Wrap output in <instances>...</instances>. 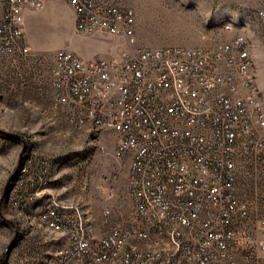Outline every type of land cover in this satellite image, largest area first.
Returning a JSON list of instances; mask_svg holds the SVG:
<instances>
[{"label":"built area","instance_id":"2783aa9c","mask_svg":"<svg viewBox=\"0 0 264 264\" xmlns=\"http://www.w3.org/2000/svg\"><path fill=\"white\" fill-rule=\"evenodd\" d=\"M62 1L76 33L134 45L130 8ZM48 2L0 0V56L30 55L24 10ZM256 15L264 26V7ZM243 48L238 34L210 47H132L118 60L53 54L51 112L73 130L88 122L111 136L113 157L129 159L131 201L124 212L101 189L99 233L80 202L47 205L38 224L59 239L53 264H264V122L249 95Z\"/></svg>","mask_w":264,"mask_h":264},{"label":"rangeland","instance_id":"374dc122","mask_svg":"<svg viewBox=\"0 0 264 264\" xmlns=\"http://www.w3.org/2000/svg\"><path fill=\"white\" fill-rule=\"evenodd\" d=\"M110 1L133 11V46L103 33H76L71 8L49 0L40 10L26 9L23 34L30 55L0 56V264H50L53 242L38 217L52 201L80 202L98 233L105 204L95 197L101 189L115 207H131L129 159L113 157L111 136L91 140L50 110L49 66L56 51L70 50L83 60H118L132 47H210L241 34L264 108V36L254 16L264 0ZM225 24L228 32L214 33Z\"/></svg>","mask_w":264,"mask_h":264},{"label":"bare ground","instance_id":"6f19581e","mask_svg":"<svg viewBox=\"0 0 264 264\" xmlns=\"http://www.w3.org/2000/svg\"><path fill=\"white\" fill-rule=\"evenodd\" d=\"M254 16L256 19L259 21V24L262 28L263 31V36H264V26L261 25V18L259 15H256V11L254 12ZM222 27H227L228 29H231V26L229 24H225L221 26L218 30H221ZM241 41L244 42V48H243V59H244V66L248 69V91L251 100L255 102L256 105V112L260 114L261 121L264 122V108L262 106V103L260 101L259 97V92L256 86V81H255V76L253 73L251 61H250V53H249V46L248 42L244 38V36L241 35ZM79 131L90 136L91 140H98L100 139L101 136V128L100 127H92L88 128V122H79ZM22 179V178H21ZM24 179V178H23ZM84 205H80V207L83 208ZM47 209V207L45 208ZM84 209V208H83ZM44 214V210L40 212L39 217ZM84 221H91V214H84ZM44 231H46L49 235H51V241L53 242V249H52V254H51V262L50 264L53 263H60V250H59V239L54 238V232L53 230L49 229L46 226L39 225ZM53 260V261H52Z\"/></svg>","mask_w":264,"mask_h":264},{"label":"crops","instance_id":"0c3cea01","mask_svg":"<svg viewBox=\"0 0 264 264\" xmlns=\"http://www.w3.org/2000/svg\"><path fill=\"white\" fill-rule=\"evenodd\" d=\"M25 12H26V9L24 10L23 17H24V15H25ZM50 90H51V89H50Z\"/></svg>","mask_w":264,"mask_h":264}]
</instances>
